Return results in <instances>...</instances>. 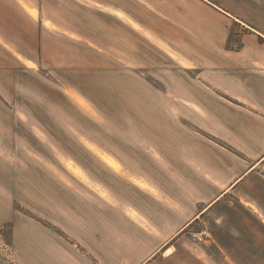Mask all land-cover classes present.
Instances as JSON below:
<instances>
[{
    "label": "crops",
    "instance_id": "crops-1",
    "mask_svg": "<svg viewBox=\"0 0 264 264\" xmlns=\"http://www.w3.org/2000/svg\"><path fill=\"white\" fill-rule=\"evenodd\" d=\"M135 1L148 18L133 0L125 20L118 0H0V264H264V0ZM150 45L188 76L151 87ZM59 130L146 185L87 170L107 198L22 149Z\"/></svg>",
    "mask_w": 264,
    "mask_h": 264
},
{
    "label": "rangeland",
    "instance_id": "rangeland-1",
    "mask_svg": "<svg viewBox=\"0 0 264 264\" xmlns=\"http://www.w3.org/2000/svg\"><path fill=\"white\" fill-rule=\"evenodd\" d=\"M129 1H131V0H129ZM153 1H155L157 3V4H155L156 9H158L159 4L164 5V0H153ZM124 3H126V0H118L119 15L123 16L122 18L125 20L127 16L125 17L124 15H127V14L125 13V6H123ZM133 4H134V8H135V10H134L135 13H137V14H138V12L139 13H144L146 18L149 17V15L151 13H149L148 10H145V9L141 10L139 5H138V3H136L135 0H133ZM126 22H128V21H126ZM128 24H130V23H128ZM136 28L138 29V27H136ZM123 33L124 32L121 31V34H123ZM124 36H125V34H124ZM134 41H135V44H134V50L135 51L134 52L135 53L136 52L139 53V55L136 53L139 56L137 61L138 62L139 61L142 62L146 58V54L143 51V49L146 50L147 48L143 47L144 43H141L142 41L139 40V38H136ZM148 50L150 51V53H149L150 65H149V67L142 69V71H144V74H145L144 76H145L146 80L149 82L151 87L163 88L164 86H168L169 84H172L175 77L188 76V75H185L184 73L181 74L180 70H176L175 68L171 67L172 63L170 64L168 62L169 58L167 57V55L165 53H162V52L158 51L157 47H155L153 45H150ZM143 56L145 57L144 59H143ZM137 70L138 69H136V71ZM167 83H169V84H167ZM168 87H171V85H169ZM85 110H87L88 112L94 113V109L92 108V106H91L90 109L88 108V109H85ZM105 126H106V127H104L105 130L108 131V132H104L103 133V135H102L103 136L102 144L108 145L110 143V138H109L110 127H109L108 123ZM60 129H62V127H60ZM62 130H59L57 133L53 134V136H49L50 139L53 142H55L59 147H61L65 151L64 152L63 150H61L56 145L63 153H65L68 156L72 155L73 157H75L79 162L75 158L70 156L76 161V163L82 169L85 170V172L88 173V171H89L91 174L97 175L98 177H101L102 179L107 180V181H112V180L115 179L114 175H113V172H112L113 170H116V171L128 176L130 179H133V176L136 175L135 173L132 172V170L130 168H128L126 165H124L116 155H114L109 150H107V149L101 147L100 145L96 144L95 142H93L94 140L91 137H90L91 140L88 139L89 136L88 137L82 136L81 139H80L79 136H78V133L68 132V131H65V130L62 131ZM39 137L42 138L43 140L47 141V137H46L45 134H44V137H41V136H39ZM84 137H85V139H84ZM92 145L98 146L101 149L106 150L107 152L112 154L123 165L124 168L122 170H118V169L110 166L106 162H104L100 158L98 153L92 148ZM36 147H37L36 151L33 150V149H30V148H27L26 146H23L22 149L23 150H27L32 155L35 153V155L40 160H42L44 162H47L48 165L54 171H63V170H65V172L69 171L65 167V164L63 163L61 158L59 157V154L53 148V144H51V148H50L48 143H45L44 141H42L40 139V141L36 144ZM23 150H21L19 148L18 152L21 153V151H22V153H23ZM52 151L56 154L57 157L55 156V154ZM74 174H76L77 177L85 180L84 178H82L79 175V173H74ZM86 182L88 184H90L92 187H94V188H96L98 190V188L96 186H94L93 183L88 182V181H86ZM95 183H96V185H100V186L104 187L103 185H101V184H99L97 182H95ZM106 197L107 198H112V194H110V196H106ZM5 227L0 226V252L1 253H11L10 252V245L6 241V237L3 234V230L5 229ZM3 249H6V251L4 252Z\"/></svg>",
    "mask_w": 264,
    "mask_h": 264
},
{
    "label": "bare ground",
    "instance_id": "bare-ground-1",
    "mask_svg": "<svg viewBox=\"0 0 264 264\" xmlns=\"http://www.w3.org/2000/svg\"><path fill=\"white\" fill-rule=\"evenodd\" d=\"M35 14H36V12H35ZM74 92H72V94L76 98H79L80 99V97L76 93H74ZM40 134L42 135V137H44V134L42 132H40ZM84 139H85V137H84ZM53 148L59 154V156L61 157V159L68 164V166H69V168L71 170H73L75 172H79V174L81 176L85 177L86 179H89L90 178L85 171L79 169V167H77L73 163V161L69 160L68 157H66L63 153H61V151L57 147L53 146ZM92 148L98 153V155L100 156V158L104 162H106L107 164H109L110 166H112V167H114V168H116L118 170H122L124 168L123 165L117 159H115L109 152H107L106 150H103V149L99 148L98 146H94V145H92ZM133 179H134V181L137 184H139L141 186H145L146 185V183L141 178L134 177ZM89 182L93 183L94 186H96L98 188V190H100L103 194H105V196H110V193L104 187H102L100 185H96V183H95V181L93 179H91Z\"/></svg>",
    "mask_w": 264,
    "mask_h": 264
}]
</instances>
